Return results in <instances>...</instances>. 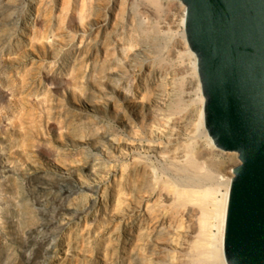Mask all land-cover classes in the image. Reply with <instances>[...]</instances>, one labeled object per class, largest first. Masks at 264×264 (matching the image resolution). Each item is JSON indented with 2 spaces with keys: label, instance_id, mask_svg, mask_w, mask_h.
<instances>
[{
  "label": "rangeland",
  "instance_id": "rangeland-1",
  "mask_svg": "<svg viewBox=\"0 0 264 264\" xmlns=\"http://www.w3.org/2000/svg\"><path fill=\"white\" fill-rule=\"evenodd\" d=\"M184 9L0 0V264H200L194 246L210 233L166 171L204 140ZM216 153L200 165L220 198L240 160Z\"/></svg>",
  "mask_w": 264,
  "mask_h": 264
},
{
  "label": "water",
  "instance_id": "water-1",
  "mask_svg": "<svg viewBox=\"0 0 264 264\" xmlns=\"http://www.w3.org/2000/svg\"><path fill=\"white\" fill-rule=\"evenodd\" d=\"M205 125L240 164L224 232L227 264H264V0H181Z\"/></svg>",
  "mask_w": 264,
  "mask_h": 264
},
{
  "label": "bare ground",
  "instance_id": "bare-ground-1",
  "mask_svg": "<svg viewBox=\"0 0 264 264\" xmlns=\"http://www.w3.org/2000/svg\"><path fill=\"white\" fill-rule=\"evenodd\" d=\"M151 1L152 2L154 1V3H158L160 0H151ZM182 12L183 13L181 14L182 15L181 24L185 28L186 9H184V11H182ZM183 35H184L183 37L185 39L184 41H186V44L188 45V50L192 51L189 44H188L186 30L183 31ZM187 54H189V53H187ZM192 55H193L192 60H191V58H189L191 60L192 68L196 71L195 73L197 75H199L197 56L194 52ZM195 77H197V76H195ZM198 88L200 90L199 92L201 93V96H200L201 105L199 106V108L197 110V115H195L196 116L195 121H197L196 124H197V131H199V136H198L199 140L204 139L203 143H202L203 146H202V144H200V146L197 147V149L193 150L191 148L190 150L188 149L189 151H187V149H186V152H187L186 158L184 160L183 159H180V160L174 159L170 163L169 167L166 168V171L170 172V174L173 176L175 181H177L179 183V189H177L176 194H175V195H177V198L179 199V205L182 208L187 206L188 204H193L194 206L199 207L201 209V213H202L203 228H205V230L209 231V233H210L208 235L210 239H208L206 241V244H204L202 242H198L194 246V248L197 251V257H198L197 261L200 264H227L226 259H225V253H224V232H225V225H226V213H227V206H228V200H229L230 186H231L232 179L234 177V169L235 168H233V169H232V167L230 168L229 171L231 172V174H230L231 176H228L227 178L225 175L221 176L220 182H218V183L219 184L222 183V186L225 187V189H224L225 191L221 193L220 198L213 196L211 193H208L207 189H205L203 187V185L205 183L212 182V173H209L208 169L203 170L202 166L200 164L203 161H205L208 165L212 164L211 159L217 154L216 150L220 149V148L216 146V144L214 143V140L212 139V137L208 133V130L206 129L205 109H204L205 98H204V95L202 93V86H201L200 77L198 79ZM178 101H181V100H178ZM198 101H199V98H198ZM157 102H159V101H157ZM175 103H176V101H175ZM155 104H156V102H155ZM162 104L164 105V102H162ZM167 104H168V101H167ZM150 105H151V102H150ZM154 107H155V105H154ZM179 107H181V106H179ZM155 109H156V107H155ZM146 110H148V108ZM149 111H150V108H149ZM160 111H158V112H160ZM158 112L155 111V114L158 115ZM171 113L172 114H179L178 112H175V111H171ZM148 115H150V114H148ZM194 137H195V135H194ZM185 148H186V146H185ZM162 158H163V156H162ZM170 161L171 160H169V162ZM143 162H145V161H143ZM148 164H150V163L148 162ZM152 167H153V165H152ZM148 174H149L150 178H152V180L157 179L154 177L155 176V170L154 169H150ZM158 176L159 175H157V177ZM155 182H156V185H155V187H156L157 181H155ZM164 182H165V180H164ZM162 184H163V182H162ZM71 190H73V189H71ZM75 190L77 192L85 191L84 189H82L81 187H78V186H75ZM165 191H166V189H165ZM152 192H153V190H152ZM208 203H210L212 205V208L207 207ZM149 210L151 211L150 208H149ZM156 210H158V209H156ZM153 211H154V209H153ZM155 228H156V231L165 229L164 217L163 218L158 217L156 219ZM212 228H215L217 230V232H213L211 230ZM165 232H167V231L165 230ZM203 232H204V230H203ZM172 238H174V237H172ZM190 253H191V250H190ZM194 263H197V262L194 261Z\"/></svg>",
  "mask_w": 264,
  "mask_h": 264
}]
</instances>
